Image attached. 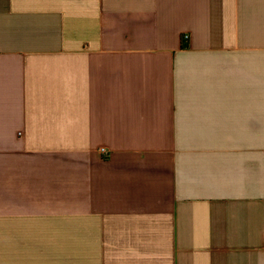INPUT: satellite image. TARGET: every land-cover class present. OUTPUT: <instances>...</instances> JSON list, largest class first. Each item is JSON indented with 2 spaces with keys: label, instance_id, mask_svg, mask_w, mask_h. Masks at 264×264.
Returning <instances> with one entry per match:
<instances>
[{
  "label": "crops",
  "instance_id": "crops-1",
  "mask_svg": "<svg viewBox=\"0 0 264 264\" xmlns=\"http://www.w3.org/2000/svg\"><path fill=\"white\" fill-rule=\"evenodd\" d=\"M0 264H264V0H0Z\"/></svg>",
  "mask_w": 264,
  "mask_h": 264
},
{
  "label": "built area",
  "instance_id": "built-area-1",
  "mask_svg": "<svg viewBox=\"0 0 264 264\" xmlns=\"http://www.w3.org/2000/svg\"><path fill=\"white\" fill-rule=\"evenodd\" d=\"M187 37L185 36L184 39H186ZM100 151L103 153V154H107V149L106 148H101Z\"/></svg>",
  "mask_w": 264,
  "mask_h": 264
}]
</instances>
